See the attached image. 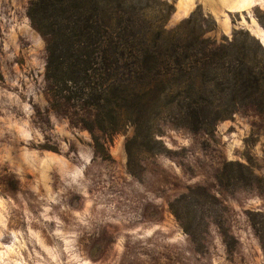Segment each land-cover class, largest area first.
Masks as SVG:
<instances>
[{"label": "rangeland", "instance_id": "374dc122", "mask_svg": "<svg viewBox=\"0 0 264 264\" xmlns=\"http://www.w3.org/2000/svg\"><path fill=\"white\" fill-rule=\"evenodd\" d=\"M30 1L0 0V264H264V118L191 128L149 94L107 129L52 95ZM127 5L149 37L264 45V0Z\"/></svg>", "mask_w": 264, "mask_h": 264}, {"label": "trees", "instance_id": "16d2710c", "mask_svg": "<svg viewBox=\"0 0 264 264\" xmlns=\"http://www.w3.org/2000/svg\"><path fill=\"white\" fill-rule=\"evenodd\" d=\"M130 8L127 0L30 1L27 16L45 40V78L54 97L96 110L107 129L119 108L140 105L149 94L191 128L236 109L264 118V45L258 40L235 45L193 31L149 37Z\"/></svg>", "mask_w": 264, "mask_h": 264}]
</instances>
